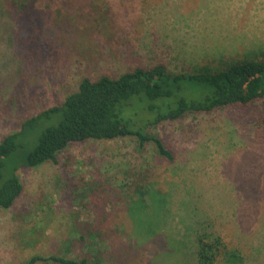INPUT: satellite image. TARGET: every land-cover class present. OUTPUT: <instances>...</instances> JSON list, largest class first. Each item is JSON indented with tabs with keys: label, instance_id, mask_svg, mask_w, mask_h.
<instances>
[{
	"label": "rangeland",
	"instance_id": "rangeland-1",
	"mask_svg": "<svg viewBox=\"0 0 264 264\" xmlns=\"http://www.w3.org/2000/svg\"><path fill=\"white\" fill-rule=\"evenodd\" d=\"M22 1L31 5L25 13L0 0V141L84 78L264 59V0ZM149 132L165 141L172 161L155 143L141 149L125 137L75 142L58 162L22 168V195L0 208V264L38 254L187 264L186 251L169 254L161 234L183 236L193 226L237 245L246 264H264V97ZM143 184L151 194L130 210Z\"/></svg>",
	"mask_w": 264,
	"mask_h": 264
},
{
	"label": "trees",
	"instance_id": "trees-1",
	"mask_svg": "<svg viewBox=\"0 0 264 264\" xmlns=\"http://www.w3.org/2000/svg\"><path fill=\"white\" fill-rule=\"evenodd\" d=\"M8 1L22 13L31 7L26 1ZM263 97L264 59L239 60L195 73H174L164 64H156L117 77L84 78L62 103L26 118L19 130L0 141V208L10 209L22 195V168L58 162L59 154L75 142L135 137L141 149L153 142L158 154L172 161L173 152L150 128L192 114L245 106ZM150 186L136 189L129 199L130 210L134 202L147 201ZM163 237L169 254L186 251L187 264H246L241 248L207 226H193L191 232L173 239L162 233ZM40 262L100 264L98 259L54 254L33 255L19 264Z\"/></svg>",
	"mask_w": 264,
	"mask_h": 264
}]
</instances>
